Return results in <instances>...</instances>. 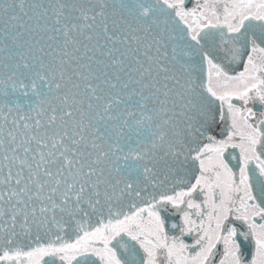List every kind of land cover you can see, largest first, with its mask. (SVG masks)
Segmentation results:
<instances>
[{
  "label": "snow or ice",
  "instance_id": "obj_1",
  "mask_svg": "<svg viewBox=\"0 0 264 264\" xmlns=\"http://www.w3.org/2000/svg\"><path fill=\"white\" fill-rule=\"evenodd\" d=\"M0 264H264V0H0Z\"/></svg>",
  "mask_w": 264,
  "mask_h": 264
}]
</instances>
